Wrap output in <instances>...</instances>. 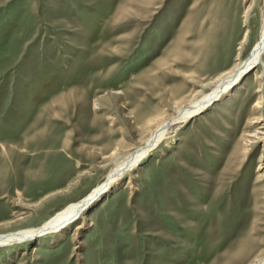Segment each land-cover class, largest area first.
I'll use <instances>...</instances> for the list:
<instances>
[{
	"label": "rangeland",
	"instance_id": "374dc122",
	"mask_svg": "<svg viewBox=\"0 0 264 264\" xmlns=\"http://www.w3.org/2000/svg\"><path fill=\"white\" fill-rule=\"evenodd\" d=\"M262 8L263 0H0V234L38 227L86 196L157 123L209 94L249 55ZM261 71L172 126L87 199L85 218L0 247V264L264 260V75H253Z\"/></svg>",
	"mask_w": 264,
	"mask_h": 264
},
{
	"label": "bare ground",
	"instance_id": "6f19581e",
	"mask_svg": "<svg viewBox=\"0 0 264 264\" xmlns=\"http://www.w3.org/2000/svg\"><path fill=\"white\" fill-rule=\"evenodd\" d=\"M263 49L264 0L259 34L249 55L245 59L239 60L238 63L229 70H226L219 74L214 79V84L212 87H210L209 94L204 95L200 100L192 103L190 109L186 110V112H183L184 109L178 112L180 114L178 115V117H170L167 119H163L161 122L157 123L155 128L151 130L145 140L137 148H135L133 152L127 153L121 159H119L105 176L103 182L99 183L97 186L91 189V191L86 196L67 204L64 208L54 213L38 227L27 228L17 232L0 234V247H8L13 244H19L21 242L23 243L27 240L29 241L30 239H35L45 234L59 233L68 223H70L74 219L80 217L85 218L84 209L82 210V208L83 206H85L86 202H88L87 199H92L97 192H103L105 189L113 185L118 179H120V177L124 175V173L130 172L134 168L136 163L141 160L146 153H149L153 148L161 143L163 139H165V137L168 135V131L172 126L183 122L188 117L193 116L198 111H201L206 106H209V104L213 103L215 100L223 98V96L227 94L229 89L233 87L237 83V81H239L254 66L262 65V71L253 74L255 79H262L264 75ZM261 103H263L262 98H260L255 106L257 108H260ZM262 120V118H259V121ZM173 121L177 123L173 124ZM260 128L264 130V125H261ZM258 133L264 135V131ZM251 136L256 137V135ZM257 138L261 139L260 136ZM246 142L251 143V140L246 139ZM1 146L3 148V145ZM263 261V259H257L253 262V264H261Z\"/></svg>",
	"mask_w": 264,
	"mask_h": 264
},
{
	"label": "water",
	"instance_id": "95a60500",
	"mask_svg": "<svg viewBox=\"0 0 264 264\" xmlns=\"http://www.w3.org/2000/svg\"><path fill=\"white\" fill-rule=\"evenodd\" d=\"M84 207H85V206H83V208H84ZM83 208H82V209H83Z\"/></svg>",
	"mask_w": 264,
	"mask_h": 264
}]
</instances>
